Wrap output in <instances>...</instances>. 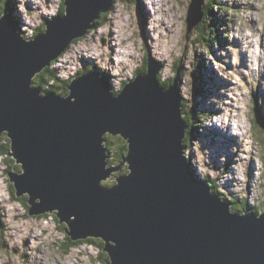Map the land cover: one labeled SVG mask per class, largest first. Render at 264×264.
I'll use <instances>...</instances> for the list:
<instances>
[{
    "label": "water",
    "instance_id": "obj_1",
    "mask_svg": "<svg viewBox=\"0 0 264 264\" xmlns=\"http://www.w3.org/2000/svg\"><path fill=\"white\" fill-rule=\"evenodd\" d=\"M116 2L65 0L30 41L9 13L0 18V137L11 140L16 197H29V215L56 213L73 242L102 240L110 264H264V212H233L185 159L180 71L162 87L148 51L147 74L118 95L94 70L74 77L67 97L34 86ZM203 4L194 0L187 36ZM107 135L129 144V173L112 188L102 182L121 167L109 165Z\"/></svg>",
    "mask_w": 264,
    "mask_h": 264
},
{
    "label": "rangeland",
    "instance_id": "obj_2",
    "mask_svg": "<svg viewBox=\"0 0 264 264\" xmlns=\"http://www.w3.org/2000/svg\"><path fill=\"white\" fill-rule=\"evenodd\" d=\"M25 1L0 0V18L9 11L18 31L30 41L45 32L47 19L62 13L65 0ZM140 1L143 9L135 0H117L114 9L98 20L95 29L75 41L53 69L61 78L72 79L81 76L80 71L87 73L96 68L110 77L117 95L124 82L147 74L148 51L163 66L158 76L162 87L178 76L175 69L179 64L185 116L196 113L191 117L195 134L185 149L196 176L210 181L214 192L222 193L227 202L237 200L231 205L233 211L261 210L264 127L259 124L264 120H260L264 117V0H204L205 14L209 9L207 21L204 19V27L191 28L189 36L187 19L194 0H159L157 5L155 0ZM201 36L210 42L196 40ZM208 44L212 52L206 49ZM235 136L244 141L240 146L234 142L238 141ZM249 140L253 144L246 142ZM113 151L116 153V149ZM110 157L109 165L117 169L121 160L111 161ZM11 159L0 155V219L4 222L0 230V264H110L109 255L87 240L69 250L68 226L57 223L51 217L54 215H29L31 206L22 200L29 197L18 199L10 181L8 171H15L14 167L10 169ZM128 173V169L122 175L115 171L102 186L113 187L117 177Z\"/></svg>",
    "mask_w": 264,
    "mask_h": 264
},
{
    "label": "trees",
    "instance_id": "obj_3",
    "mask_svg": "<svg viewBox=\"0 0 264 264\" xmlns=\"http://www.w3.org/2000/svg\"><path fill=\"white\" fill-rule=\"evenodd\" d=\"M135 1H137V2H139V0H135ZM65 4V3H64ZM63 4V10H62V13H61V15H64L65 14V12H66V8H65V5ZM139 4L141 5V8L143 9V5L139 2ZM12 9V8H11ZM6 11V10H5ZM140 11V10H139ZM9 13V11H6L5 13ZM10 12H12L11 10H10ZM4 13V14H5ZM209 14V9H207V11H206V16L205 17H207V15ZM143 15H144V11H143ZM13 16V15H12ZM103 17H105V15H102ZM101 16V17H102ZM13 18V17H12ZM14 20V19H13ZM205 20L207 21V19L205 18ZM205 20H203V22L205 21ZM14 22L16 23V25H17V27H18V24H17V22L14 20ZM202 22V23H203ZM96 23H99V21H97ZM202 23L200 24V27H204V25H202ZM18 30H19V27H18ZM46 31V30H45ZM196 40H198V41H204V40H206L207 42H210V40L209 39H206L205 37H203V36H201V40L199 39V38H197ZM213 40V39H212ZM219 41V40H218ZM214 43V42H213ZM210 45L208 44V45H206L205 47H206V49L208 50V51H211V47H209ZM212 50H214V48L212 49ZM212 52V51H211ZM58 61V60H57ZM57 61H55L49 68H46L45 70H44V72H42L41 74H39L36 78H35V80H34V86L35 87H37V88H40V89H42V91H43V94H47V93H50V92H56L58 95H61L62 94V96H65V97H67L69 94H70V92H69V89H68V87H69V85H70V83H71V81H72V79H63V78H61L60 76H59V74L57 73V71L55 70V69H53V66L57 63ZM180 65L178 64L177 66H176V69L175 70H177V71H175L176 72V74H178V72L180 71V76H181V78H182V82H183V75H182V72H181V69H180ZM91 71H93V70H91ZM95 72H97V73H99L100 74V76L102 77H106L107 78V80L109 81V76L108 75H106L105 73H103V72H100L98 69H96L95 68V70H94ZM84 72V71H83ZM82 73V72H81ZM177 76H175V77H173L171 80H170V82H168V84H166L165 86H166V89L167 88H169L172 84H173V82H174V80H175V78H176ZM181 82V83H182ZM126 83L127 82H124V85H123V88H124V86L126 85ZM117 95H118V93H116ZM182 108H183V113L185 114V110H184V108H185V102H184V100L182 99ZM260 113V112H259ZM195 115H196V113H194L193 112V114L190 116V117H188V118H186V116H185V121H186V123H187V125L189 126V129H188V135H187V138H186V140H185V142H184V147H189L190 145H191V142H192V140L190 139L191 137H192V135H194L195 134V132H194V125H195V123H192V121H191V117L193 116V117H195ZM261 115V114H260ZM264 119V117H262V116H260V120H262V119ZM263 123V124H262ZM262 128L264 127V120H262V122H260V124H259ZM117 139V140H116ZM105 146H106V149H107V152H108V156H110V154H111V161H114V160H121L120 162H118L119 163V166L121 167V169H120V174H118V175H122V173H124V171L126 172V170L128 169L129 170V167H128V165L125 163H123L124 162V158L128 155V151H129V144H128V142L125 140V139H123L121 136H112V135H107V137H105ZM190 144V145H189ZM114 149H116V153H114ZM10 151H11V140L9 139V137H8V135L5 133L2 137H0V155H6L7 156V158L8 157H11V155H10ZM185 159H187L186 158V156H185ZM15 160V159H14ZM14 160H12L11 159V161H10V163L9 164H11V167H10V169H12V167H14V165H15V163H16V161H14ZM110 160V159H109ZM188 160V159H187ZM5 162H8V160L6 159V161ZM188 162H189V160H188ZM124 166V167H123ZM119 167V168H120ZM19 169L21 170V167L19 166ZM122 172V173H121ZM8 174H9V171H8ZM263 183H264V181H263ZM263 187H264V185H263ZM14 188V187H13ZM15 189V188H14ZM214 194L215 195H219L220 196V198L223 200V201H228L223 195H222V193H220L219 192V194H217V193H215L214 192ZM15 195H16V190H15ZM15 197V196H14ZM18 199H21V198H18ZM22 200L25 202V204H26V206H27V198L26 199H23L22 198ZM234 199H232L231 201H229L228 203H234ZM236 203V202H235ZM234 203V204H235ZM28 207V206H27ZM256 211V213L257 214H260V213H262V211H264V208H262L261 210L260 209H258V210H255ZM52 215H54V216H51L52 218H54L56 221H57V223H59L60 222V220L57 218V215H56V213H52ZM45 216L46 217H49L47 214H45ZM45 216H41V217H45ZM60 224V223H59ZM61 225V224H60ZM65 225H67V224H65ZM68 226V225H67ZM66 240H68V241H70L69 242V244H68V242L66 243L67 244V246L69 245V250L70 249H72V248H75V247H78V246H80L81 244H83V241H80V242H73L69 237H67V239ZM87 241H89L90 243H94V244H98V246L101 248V250H102V252H103V250H104V247H105V243L102 241V240H100V239H89V240H87ZM64 248H66V247H64ZM68 250V251H69ZM105 252V251H104ZM106 253V252H105ZM104 255V254H103ZM105 255H108L107 253L105 254ZM101 258H103V257H101Z\"/></svg>",
    "mask_w": 264,
    "mask_h": 264
},
{
    "label": "bare ground",
    "instance_id": "obj_4",
    "mask_svg": "<svg viewBox=\"0 0 264 264\" xmlns=\"http://www.w3.org/2000/svg\"><path fill=\"white\" fill-rule=\"evenodd\" d=\"M22 2L24 3H26V1L25 0H22ZM37 2V1H36ZM158 2H159V0H158ZM38 5V3H35V1H34V5ZM35 9H37V7L35 8ZM150 9V8H149ZM147 10V9H146ZM173 11V10H172ZM171 11V12H172ZM174 15H176V14H174ZM149 18H151V17H149ZM172 19H169L170 20V23H171V21H173V17H171ZM168 19V18H167ZM176 20H177V18H176ZM168 23V22H167ZM169 23V24H170ZM171 24H173V22L171 23ZM27 26H28V24L26 25V27H25V29H27ZM176 26L173 24L172 25V28H175ZM167 28H168V26H167ZM171 31V30H170ZM170 34V33H169ZM249 37V36H248ZM251 40V39H250ZM247 42H249V39H247ZM251 42V41H250ZM95 57V56H94ZM91 58H92V56H91ZM239 58V57H238ZM163 67V66H162ZM49 68V67H48ZM255 67H253V69H254ZM241 71L242 72H244V68H242L241 69ZM263 71H264V68H263ZM260 72H262V70L261 71H259V73ZM264 73V72H263ZM239 73H237V75H238ZM249 81V80H248ZM110 83H111V81H109ZM233 84H235V82H232ZM112 85V84H111ZM233 89V88H232ZM180 93H181V87H180ZM222 96V95H221ZM226 97H227V95H226ZM225 99V98H224ZM228 105V104H227ZM240 119V118H239ZM241 126V125H240ZM237 136H238V134H236ZM244 136V135H243ZM235 139L236 140H238V141H234V142H236L237 144H239V146L241 145V143L242 142H244V141H241V138L240 139H238L236 136H235ZM247 143H251V144H253V141H251V140H249V141H246ZM246 144V143H245ZM243 145V144H242ZM246 146V145H245ZM245 151V150H244ZM247 152V151H246ZM258 166V165H257ZM257 169H259V168H257ZM229 171V170H228ZM235 178H236V180L240 183V185H241V182H240V179H239V177H238V173L236 172L235 173ZM110 188H112V187H110ZM13 242V241H12ZM39 259V258H38ZM42 261V260H41Z\"/></svg>",
    "mask_w": 264,
    "mask_h": 264
},
{
    "label": "clouds",
    "instance_id": "obj_5",
    "mask_svg": "<svg viewBox=\"0 0 264 264\" xmlns=\"http://www.w3.org/2000/svg\"><path fill=\"white\" fill-rule=\"evenodd\" d=\"M139 2L141 3V1L139 0ZM115 7V6H114ZM114 92V91H113ZM115 93V92H114ZM120 93V92H119ZM185 149H186V147H185ZM192 169H193V171L195 172V170H194V168L192 167ZM196 173V172H195ZM213 193H214V191H213ZM219 196V195H218ZM220 197V196H219ZM232 200V199H231ZM236 202H237V200H235ZM235 201H234V203H235ZM225 202H227V201H225ZM228 203V202H227ZM234 203H230L231 205L232 204H234ZM249 209V208H248ZM231 210H233L232 209V206H231ZM252 210V209H251ZM253 211V210H252ZM233 212H235V211H233ZM244 212V211H243ZM254 212V211H253ZM235 213H238V212H235ZM256 213V212H255ZM257 214V213H256ZM261 214V213H260Z\"/></svg>",
    "mask_w": 264,
    "mask_h": 264
},
{
    "label": "flooded vegetation",
    "instance_id": "obj_6",
    "mask_svg": "<svg viewBox=\"0 0 264 264\" xmlns=\"http://www.w3.org/2000/svg\"><path fill=\"white\" fill-rule=\"evenodd\" d=\"M84 72H82L81 74H83Z\"/></svg>",
    "mask_w": 264,
    "mask_h": 264
}]
</instances>
